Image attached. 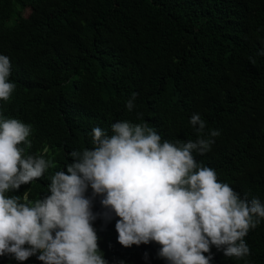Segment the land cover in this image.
Masks as SVG:
<instances>
[{
	"label": "trees",
	"instance_id": "1",
	"mask_svg": "<svg viewBox=\"0 0 264 264\" xmlns=\"http://www.w3.org/2000/svg\"><path fill=\"white\" fill-rule=\"evenodd\" d=\"M0 55L15 85L0 100V119L31 125L22 155L52 161L7 197L31 206L50 195L51 178L74 162L69 154L93 149L96 127L110 136L118 121L143 123L161 142L181 143L197 140L190 118L199 114L205 133L220 136L205 135L215 143L193 153L198 165L264 204V0H0ZM94 199L92 227L107 264H169L154 241L121 245L119 217ZM244 239L250 255L242 259L215 246L204 255L210 264H264V219ZM38 255L21 262L5 254L0 264H43Z\"/></svg>",
	"mask_w": 264,
	"mask_h": 264
},
{
	"label": "clouds",
	"instance_id": "2",
	"mask_svg": "<svg viewBox=\"0 0 264 264\" xmlns=\"http://www.w3.org/2000/svg\"><path fill=\"white\" fill-rule=\"evenodd\" d=\"M10 75V60L0 55V100L7 101L14 90ZM137 96L133 93L127 101L128 111ZM190 124L198 138L181 143L161 142L143 123L118 121L110 136L94 128L93 149L72 151L74 162L66 165L67 174L56 172L50 195L30 206L5 193L41 178L52 161L22 155L18 145L30 135L31 125L0 119V256L23 262L39 253L43 264H107L92 227L96 196L119 217L118 242L126 248L154 241L162 246L158 255L169 264H210L213 257L204 254L212 246L226 258L250 255L244 238L264 219V204L258 198H241L218 182L215 170L198 165L193 153L211 151L215 140L204 137L220 132L206 134L199 114L192 115ZM89 186L92 199L87 198ZM23 198L28 200L27 192Z\"/></svg>",
	"mask_w": 264,
	"mask_h": 264
}]
</instances>
